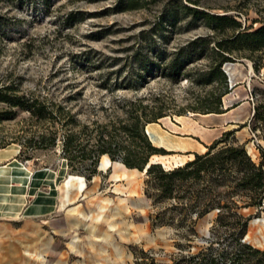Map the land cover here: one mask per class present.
<instances>
[{"label": "rangeland", "instance_id": "obj_1", "mask_svg": "<svg viewBox=\"0 0 264 264\" xmlns=\"http://www.w3.org/2000/svg\"><path fill=\"white\" fill-rule=\"evenodd\" d=\"M186 5L232 17L243 29L264 25V0H0V92L7 99L0 102V149H19L0 168V194L5 200L23 193L32 173L51 170L64 179L61 208L78 206L45 222L0 221V264H232L241 253L238 242L264 251V197L249 206L262 192L241 187L243 173L236 170L187 179L165 199L147 173L107 156L90 182L79 174L92 169L87 157L101 133L132 145L124 126L133 117L169 133L201 129L202 114L192 108L207 103L215 87L197 76L207 58H182L176 80L165 76V67L189 42L213 39V47L221 36L200 21L191 28ZM234 59L224 66L234 87L223 111L237 109L240 122L251 115L264 132V51ZM250 94L255 105L242 106ZM23 103L42 106V114L18 106ZM236 125L228 127L234 132L228 141L243 145ZM70 133L77 148L67 153ZM242 136L254 163L264 164L262 139ZM170 140L164 131L158 139L152 135L154 143L173 147ZM166 151L149 162L171 172L195 159ZM136 192L135 202L122 200Z\"/></svg>", "mask_w": 264, "mask_h": 264}, {"label": "trees", "instance_id": "obj_2", "mask_svg": "<svg viewBox=\"0 0 264 264\" xmlns=\"http://www.w3.org/2000/svg\"><path fill=\"white\" fill-rule=\"evenodd\" d=\"M130 6L136 5L131 2ZM183 12L185 16L190 15L193 18L190 24L191 28L196 27L197 22L200 21L203 25L220 35L221 38L216 40L213 47H210L213 39L200 37L189 42L167 64L165 76L175 80L178 78L184 66L181 63L182 58H184L186 63L207 58V65L204 69L197 71V76L205 85H214L215 87L208 93L207 103H201V105L193 107L192 111L202 115L223 114L225 113L223 111V98L231 92L229 77L224 71V66L227 63L234 62V58L242 53L250 52L255 54L264 51V25L257 29H243L242 24L232 17L212 15L188 5L183 6ZM176 17L177 11L173 14L172 20ZM260 68H262V65L255 63L254 69L259 71ZM1 93L0 102H7V99ZM18 106L27 108L37 116H40L43 110L42 106L37 107L35 103H23ZM254 118L258 119L256 112ZM149 124L143 125L141 117L137 116L131 119V123L124 126V129L131 134L132 145H119L111 135L105 137L101 133L93 150L94 155L87 157L92 160V169L88 173L79 172V174L90 182L94 175L97 174L96 166L100 157L103 156H107L112 162L119 160L129 170L138 169L143 172L151 156L155 157L158 154L167 153L165 149L155 147L152 144L145 130ZM257 128L259 127L252 125L254 132ZM233 133V131L225 132L219 140L208 147L206 153L195 154L193 161L174 171L166 172L160 164H152L147 171V175L152 178L159 190L157 197L170 198L176 188H183L184 181L192 177L195 180L200 179L203 173H217L224 177L225 173L236 170L238 173H243L241 187L248 188L251 186L254 191L260 190L262 192L258 193V197H255L252 204L249 205L260 206L264 197V164L261 162L260 165H256L245 149L244 144L235 145L229 143L228 137L233 135ZM76 138L72 133L67 135L64 143V150L67 153L70 149L77 148L74 147ZM258 148L261 149L260 146ZM67 159L68 166L72 169V159L70 157H67ZM237 244L241 248V253L232 264H264V251L239 242Z\"/></svg>", "mask_w": 264, "mask_h": 264}, {"label": "crops", "instance_id": "obj_3", "mask_svg": "<svg viewBox=\"0 0 264 264\" xmlns=\"http://www.w3.org/2000/svg\"><path fill=\"white\" fill-rule=\"evenodd\" d=\"M234 83V81H233ZM252 94L247 96L245 100L247 102L243 103L242 106L246 104L250 107L254 104ZM225 100V99H224ZM226 107L228 105L226 104ZM237 109H232L231 111L223 114H207L200 115L201 117V129L189 126L187 129L191 130L189 133H169L166 130H162L160 125L157 124H149L146 127V133L151 140L152 144L155 147L163 148L165 150L177 153H188L189 155L195 154H204L207 152L208 147H210L214 142L219 140L225 132L229 129L228 127H236L239 128L236 124H241L242 128L236 132L235 138L240 144H245L247 140L240 139V136H247L249 139H252L251 135L256 133L258 139H262L261 156H264V132H262L259 128L254 132L252 130V117L250 115V119L247 122H240L241 117L239 114L237 115ZM255 111V109H254ZM230 113V115H228ZM168 118H164L163 120H167ZM170 119V118H169ZM152 127L154 130L152 131ZM151 128V129H150ZM166 132L171 138V142L169 144H173L174 146L168 145V143H154L152 141V135L155 139L160 137V133ZM242 136V137H243ZM19 154L18 148H2L0 149V168L2 166H6L11 163L14 159L17 158ZM68 168L66 169L65 176H68ZM64 179H58V174L51 170H41L36 173H32V176L28 182V185L23 193H16L14 195H8L7 199H3V194H0V221L3 220H14L18 221L20 219H24L26 221H41L45 222L46 219L52 218L57 215L61 208V197L62 192L59 187L61 186ZM115 187V186H114ZM126 188V187H125ZM134 187H129V189H133ZM142 195L144 189H139ZM132 194V196H130ZM126 195V199H122L128 201L129 203L132 201H136L134 195L138 194V192L131 193ZM144 194V193H143ZM140 195V196H141ZM138 196V195H137ZM80 197L83 198V195ZM134 199V200H133ZM140 199V198H139ZM131 204V203H130ZM71 205V204H69ZM67 205L64 209L67 215L72 214L69 213L74 212L73 210H77L78 206L74 207V209L68 208ZM79 206H82L80 204ZM116 233L115 231H111ZM114 235V234H113ZM136 255V252L132 254V257ZM118 257V256H117ZM121 259V257L119 258ZM117 258V260H119Z\"/></svg>", "mask_w": 264, "mask_h": 264}, {"label": "water", "instance_id": "obj_4", "mask_svg": "<svg viewBox=\"0 0 264 264\" xmlns=\"http://www.w3.org/2000/svg\"><path fill=\"white\" fill-rule=\"evenodd\" d=\"M224 71H225V73L228 75V77H229V83H230V88L232 89L233 87H234V85H233V83H232V80H231V78H230V75H229V73L226 71V69L224 68ZM232 106V105H231ZM231 106H229V107H231ZM229 107H226V109H228ZM152 165V163L151 162H149L147 165H146V167L144 168V171L147 173V171H148V169L150 168V166ZM84 178V177H83ZM85 179V178H84Z\"/></svg>", "mask_w": 264, "mask_h": 264}, {"label": "built area", "instance_id": "obj_5", "mask_svg": "<svg viewBox=\"0 0 264 264\" xmlns=\"http://www.w3.org/2000/svg\"><path fill=\"white\" fill-rule=\"evenodd\" d=\"M254 136H255V134H254ZM259 146V145H258ZM249 155H250V153H248Z\"/></svg>", "mask_w": 264, "mask_h": 264}, {"label": "bare ground", "instance_id": "obj_6", "mask_svg": "<svg viewBox=\"0 0 264 264\" xmlns=\"http://www.w3.org/2000/svg\"><path fill=\"white\" fill-rule=\"evenodd\" d=\"M232 80V79H231ZM145 172V171H144ZM146 173V172H145ZM16 176V175H15Z\"/></svg>", "mask_w": 264, "mask_h": 264}]
</instances>
